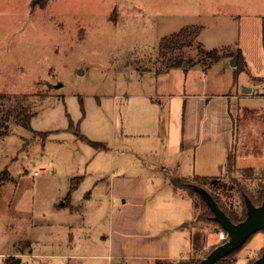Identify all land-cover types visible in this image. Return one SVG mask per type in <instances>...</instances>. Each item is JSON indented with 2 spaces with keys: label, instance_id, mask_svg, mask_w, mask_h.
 Returning a JSON list of instances; mask_svg holds the SVG:
<instances>
[{
  "label": "rangeland",
  "instance_id": "374dc122",
  "mask_svg": "<svg viewBox=\"0 0 264 264\" xmlns=\"http://www.w3.org/2000/svg\"><path fill=\"white\" fill-rule=\"evenodd\" d=\"M31 2L0 0V94L8 98L0 107L18 98L36 113L31 130L0 123L10 129L0 136L8 170L0 264L14 251L27 254L14 257L19 264H102L88 256L102 255L109 187L119 179L146 188L147 232H192L193 252L206 244L194 259L204 260L226 233L208 210L199 221L204 202L188 190L193 179L173 175L183 191L167 189L154 164L173 148L163 142L183 132L181 95L242 94L249 98L232 114L236 162L224 187L205 189L241 215L243 195L264 186V0H52L44 10ZM238 51L246 68L228 61ZM263 251L261 231L220 264H253Z\"/></svg>",
  "mask_w": 264,
  "mask_h": 264
},
{
  "label": "crops",
  "instance_id": "0c3cea01",
  "mask_svg": "<svg viewBox=\"0 0 264 264\" xmlns=\"http://www.w3.org/2000/svg\"><path fill=\"white\" fill-rule=\"evenodd\" d=\"M260 34L264 48L262 28ZM236 53V55L229 56L228 61L237 57V66L246 68L248 64L243 53L241 51ZM239 56H242L243 59H240ZM241 95L216 96V98L188 96L186 94L180 96L184 100L182 109L183 132L180 136H174L169 143L163 142V145H171L173 148L170 150L165 147L164 155L162 158H158L154 164L157 165L155 170L160 177V185L167 189L173 188L180 193L183 190L173 185V175L177 176L174 178L185 180L221 178L224 176L228 157L232 154L235 145V121H233L232 114L240 105L241 100L249 98L248 96L241 97ZM250 96H254V94ZM71 179L74 181L76 177H71ZM128 181L119 179L110 183L109 234L101 238L103 245L99 254L102 255L88 257L103 261L102 264H156V261L159 260L180 262L194 259L195 254L206 248L205 244L198 249V252H193V242L190 239L192 232L186 235L179 233L176 237H174L171 228L147 232L145 226L147 218L146 188L140 184L128 183ZM71 186L72 182L70 189ZM74 191L70 193L69 190L65 198L66 201ZM184 192L187 193V190ZM117 198H126V205L115 207ZM62 205L65 206L66 202L64 201ZM33 225L34 222L32 221L31 226ZM94 242L88 240L85 245L87 251L90 246L92 250H95ZM32 250L33 248L28 253H32ZM23 253L14 251L8 254L6 264H14L17 260L14 258L15 256L24 257L27 255ZM10 259L16 260L14 263H10ZM94 264L101 263L94 262Z\"/></svg>",
  "mask_w": 264,
  "mask_h": 264
},
{
  "label": "trees",
  "instance_id": "16d2710c",
  "mask_svg": "<svg viewBox=\"0 0 264 264\" xmlns=\"http://www.w3.org/2000/svg\"><path fill=\"white\" fill-rule=\"evenodd\" d=\"M51 1L52 0H32L31 9L32 10H36V9L44 10L49 6ZM261 28H262V38H263V46H264V18L262 19V22H261ZM186 32H187V30H186ZM213 54H214V52H212V55ZM11 99L14 100L15 105L14 104L12 105L11 103L13 102V100H10L11 107L6 108L4 105L2 107H0V109H1L0 123H2V126L5 127V123L11 122V123L15 124L19 129L31 130V121L36 116V113L33 112L34 105L22 103L18 98H11ZM1 100L2 101L8 100V98L5 99L0 94V102H1ZM20 103L22 105H19ZM6 109L12 110V111L8 112ZM2 115L4 116L3 118H2ZM9 132H10V129L6 130V129L2 128L0 131V136H3L5 134L7 135ZM41 135L46 136V134H41ZM235 159H236L235 155L233 154V156H231V154H230V156L228 157V163L226 166L228 167V165L235 164V162H236ZM7 171L8 170H4V171L1 170L0 171V186L5 184L7 179H8V176H7L8 172ZM243 171L246 173H253L254 169L248 168V169H245ZM221 180H222L221 178H195L193 180V183L190 184L188 190L190 191V193L192 192L193 195L196 194L197 196H199V198L204 202L202 197L197 192L196 188H200L201 190L208 192L205 188L211 187L212 191L218 192L221 185H222V187L225 186L221 183ZM172 183L176 188L180 189L179 180H176V181L172 180ZM76 185L77 184H74V183L72 184L71 189H70V193L76 189ZM246 194L243 195V198H245L246 196L249 197L255 206L259 207L264 203V186H260V188L258 189V191L256 193H249V194L246 193ZM210 195L214 198L216 203L219 205L220 209L230 218V220L233 223L238 224L246 218L247 208H246V204H245V199L243 200L244 201L243 205H244V209L246 208V212L244 210V212H242V214L239 215L237 212H234L228 205H226V204L222 205L220 199H217L213 194H210ZM206 210H208V212H212L210 210L209 206L204 202L203 212L201 213V215L199 217L200 222H201V220L203 221V219H204L203 217L207 213ZM212 214H213V212H212ZM213 216H214V214H213ZM203 222L205 223V221H203ZM216 224H218L221 227V225L219 223L216 222ZM221 229L224 231V229L222 227H221ZM195 242H197V241H195ZM194 245H195V243H194ZM238 251L229 255L225 259L220 260L216 264H220L222 262L227 261L229 258H231L230 256L234 255ZM200 262L201 261L195 260V259H189L187 261H180V262H171V261L159 260V261H156V264H199Z\"/></svg>",
  "mask_w": 264,
  "mask_h": 264
},
{
  "label": "water",
  "instance_id": "95a60500",
  "mask_svg": "<svg viewBox=\"0 0 264 264\" xmlns=\"http://www.w3.org/2000/svg\"><path fill=\"white\" fill-rule=\"evenodd\" d=\"M238 64L237 57L231 59V65L236 67ZM251 93V90H245V94ZM204 202L213 212V220L221 225L224 232L228 235L227 242L216 247L204 260L199 264H216L229 255L241 249L248 240L258 232H264V203L257 207L249 197H245L247 208L246 218L238 223H233L230 218L220 209L214 198L206 191L196 188ZM20 260H17V263ZM253 264H264V252L262 256Z\"/></svg>",
  "mask_w": 264,
  "mask_h": 264
},
{
  "label": "built area",
  "instance_id": "2783aa9c",
  "mask_svg": "<svg viewBox=\"0 0 264 264\" xmlns=\"http://www.w3.org/2000/svg\"><path fill=\"white\" fill-rule=\"evenodd\" d=\"M222 236H223V239H228V235L227 234L226 235L223 234Z\"/></svg>",
  "mask_w": 264,
  "mask_h": 264
}]
</instances>
